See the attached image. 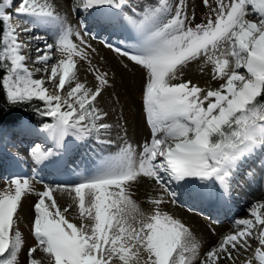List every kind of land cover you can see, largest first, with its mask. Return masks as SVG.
Segmentation results:
<instances>
[{"label": "snow or ice", "instance_id": "6c2138e0", "mask_svg": "<svg viewBox=\"0 0 264 264\" xmlns=\"http://www.w3.org/2000/svg\"><path fill=\"white\" fill-rule=\"evenodd\" d=\"M202 4L209 12L194 23L184 0H156L130 13L128 0H73L72 11L89 18L74 30L53 0H0V94L5 101L0 143L5 122H11L24 136H43L51 144L36 143L27 155L17 152L11 163L30 158L36 166L67 169L74 164L67 158L73 149L68 138L80 142L75 147L83 145L84 156L91 150L89 140L102 151L113 145L107 113L97 107L111 85L108 73L91 62L95 49L89 38L96 37L89 20L95 27L134 34L136 42L129 47L123 46L127 40L102 43L142 71L141 109L150 133L139 151L125 142L102 165L89 168L82 159L75 179L44 183L32 205L33 244L24 253L26 264H237L242 256L241 264H264V203L252 204L249 218L234 219V230L203 253L190 227L162 208L213 196L227 206L230 179L264 152V0ZM53 27L57 35L49 43L38 30ZM33 41L35 71L26 63ZM54 52L61 58L49 68ZM79 61L87 62L94 87L80 82ZM193 62H201V71L210 67L218 87L185 79ZM41 71L45 76L34 78ZM19 108L41 117L40 126L12 120ZM6 183L0 191V264H18L25 249L19 208L33 188L26 177L12 176ZM139 184L162 190L148 197V213L133 199L132 189ZM57 195L67 196L66 206Z\"/></svg>", "mask_w": 264, "mask_h": 264}, {"label": "rangeland", "instance_id": "374dc122", "mask_svg": "<svg viewBox=\"0 0 264 264\" xmlns=\"http://www.w3.org/2000/svg\"><path fill=\"white\" fill-rule=\"evenodd\" d=\"M71 1H72L71 3L73 4V0ZM155 2L156 0H128L129 7H127L125 11L130 13L132 7H136L140 9L146 3H155ZM169 2L171 4H175L177 0H169ZM184 3H185L186 11L189 15V18H191L194 14L195 16L194 23H200L204 21V18H200L196 10L197 4L199 3L201 5L202 0H184ZM210 3L212 4V6H215V0H210ZM12 11L14 12V9ZM207 12H209V9ZM87 16L88 14L83 13V12L79 16H77L76 13L75 14L73 13L74 21L76 22H80V20L82 19H88ZM89 23H90L89 30L92 31L93 35L96 37L95 39L89 38V42L91 43L92 47L95 49V53H98L99 55L98 57L99 59L95 60L90 54V59H91L92 64L95 67H98L101 71L108 70L107 71L108 79H109L110 73L113 74L112 71H113V66H115V64L122 66L126 70L125 76L129 75L128 78L124 77V84L126 86L124 91L127 93L129 98L141 95L142 90L138 89V92H137L135 87L136 86L141 87L143 84L142 71L138 67L132 66V64L124 57H120L118 55H112V56L110 55L111 57H107L106 55L102 53V48L105 47L102 41L106 40L112 44L120 45L122 44L123 41L127 40L128 43L123 46L129 47L136 42L134 34L131 33L130 31H125V30L118 29V28L117 29L111 28V29H107L106 32L102 33L99 37H97L98 30H99L98 27L93 26L91 22ZM67 26H70V25H67ZM70 27H72L75 30L74 25ZM46 33L47 34L45 35L48 36L47 38L50 41L49 43H54V38L57 35V29L54 27L50 29H46ZM21 39L25 40V38H22V37ZM73 41L77 42L75 40V37H73ZM57 54L58 53H55V52L53 53V59L49 62V68L52 63H56L58 61ZM200 63L201 62H193L188 68H186L184 78L191 79L193 83H197L199 86L203 88L218 87V83L213 85L208 80L207 74L211 73L210 67H205L203 71H201ZM35 67H38V66H35ZM77 68H78V76L81 75V77H83L85 81L84 82L79 79L80 82L85 83L88 87H94L95 79H94V76L90 72L87 71V68H88L87 62H83V61L81 63L78 62ZM103 68L104 70H102ZM33 71H35V68ZM40 74L42 78L45 76L44 72L41 71V72L35 73L34 78L39 77ZM131 76L134 77V78L132 77V80L130 78ZM109 83L111 85L110 80H109ZM132 85H134L133 88H132ZM46 86H48L51 90V85L46 84ZM108 94L110 95V97ZM97 107L101 109V111L107 113V116L105 117L104 122L112 125L111 135L108 138L114 142L113 145L102 151L99 148V146L95 143L94 140H89L87 141V144L91 150L87 152V156H84L83 153L85 149L83 145H80L79 147H75V145L80 144V142L75 141L74 138H71V137L68 138L69 141L73 144V150L71 151V153H73L75 150H78V151L76 152L74 157L71 159V161H74V164L69 165V167L64 170L66 172H61L60 170L61 168L55 169V171L60 170V172L58 173V176H56V173L55 174L47 173L49 172L47 170H53L54 168L52 167L44 168L42 165L36 166L31 161L30 158L24 161H18L17 164L11 163V161L16 159L17 152H19L21 155H27V152L29 151L30 147L34 146L36 143H41L43 147H50L51 144L44 143V139L42 136L38 138L30 137L32 141L31 143H27L26 139L23 138V134L21 133V130L19 127H14L11 129L10 132L3 134L4 142L0 143V191L4 190L8 186L6 183V180L10 179L12 176H20V177L29 178L31 182L32 181L37 182L42 186L40 190L34 189L33 192L29 194V195H32L31 197L34 198L32 201V204H33L35 200L37 199V196L35 195V193L43 190L44 183L52 184L53 180H56V182H66V181H69V179H75L76 178L75 173H77V169L75 168V165H80L82 159H86L88 161L89 168L93 167L94 165L95 166L102 165L104 162H106L112 155H114L118 151V146L125 142H127L128 144H131L134 148L137 149V151H139V146L150 135L149 130L146 129V133H145L146 135H143L141 139L137 138V139L131 140L129 138L127 127H126L127 123H126L125 116L121 113V110H119L120 108L118 107L117 91L114 90L112 87L110 89L107 88L103 92L102 96L98 98ZM133 107L136 109L135 106ZM20 122L23 125L32 126V124H28L27 122H25L24 118ZM38 127L39 126H37V128ZM125 133L127 134L125 135ZM121 137L123 139H121ZM262 163H264V152H258L253 157V159L249 160L246 164L241 166L240 170L238 171V174L234 177V180L230 181V197L227 198L228 208L229 207L231 208V204H236L237 206L238 204L237 202L239 199H244L247 202V203L244 202L246 206H243L242 203H240L238 206L240 208H242V206L244 207L243 214L241 216H237L236 211L235 212L233 211L234 212L233 213L232 211L228 210L227 211L228 213L226 212V214L230 216V219L233 218L234 220L236 218H249L248 213L250 210V206L254 203H264L263 198H258V195L264 192V167L261 166ZM34 168L36 169L35 178H33ZM78 171L83 172L84 171L83 167H80ZM39 181H42V182H39ZM145 186H146L145 184H139L132 191L136 195L144 197V198L145 197L148 198L149 196H156L161 193V192L151 193V194L147 193V191L144 190ZM214 197L215 196H213V198ZM24 198H27V194L24 196ZM56 199L62 207L66 206L63 202H61V200L57 196H56ZM210 200H213V199H210ZM142 204L144 208H147V209L150 208L149 210H151V205L147 206L144 202H142ZM222 207L224 208V210H227V207L225 208V206L223 205ZM183 208H185L187 211L191 213L193 212L196 214L194 217L195 219L192 218L195 221V224L198 225L199 223L197 222V220H199L200 222L206 224L207 226L208 225L210 226L211 224H213V227L217 226L215 227V230L217 229L221 231V228L220 229L218 228V225H222L221 223L219 224L220 216L215 217L216 219L214 220L209 215L202 212L205 215L209 216V220H205V217L207 216L200 215L201 213L199 212V209H193L190 207L186 208L184 204H183ZM28 214H29V217H28L27 222L31 221L32 216H33V213L31 212ZM75 222L78 223V221H75ZM18 227H19V224H18ZM198 227H200L201 231L202 230L204 231L202 232L207 237L209 236V233H206V232L210 230H207L208 228L206 226L198 225ZM233 230L234 229H231L230 231H222L223 233L220 232L218 239L223 234H227ZM216 242L208 243V241L204 240L202 241V244L206 249H208L210 246L214 245ZM27 247H29V245H25V249L18 256V264H26V256L24 253L26 252ZM37 258H39V256H37Z\"/></svg>", "mask_w": 264, "mask_h": 264}, {"label": "bare ground", "instance_id": "6f19581e", "mask_svg": "<svg viewBox=\"0 0 264 264\" xmlns=\"http://www.w3.org/2000/svg\"><path fill=\"white\" fill-rule=\"evenodd\" d=\"M53 2L57 6V12L64 19L65 24L66 25H70V26L74 25L75 30H79L80 22L74 21L73 13L75 14V12L72 11V8H73V4L71 3L72 1L71 0H53ZM196 10H197V13H198L199 17L205 19V16L208 13L207 12L208 8H206L202 4L200 5L198 3ZM15 22L16 21L14 20L13 23H15ZM89 27H90V23H89ZM111 28L112 27H110V26H105L103 28L98 27L99 30H98L97 37H99L102 33L106 32L107 29H111ZM38 32L41 35L47 34L46 33V29H40V30H38ZM47 37L48 36H46V38ZM22 38H25V40H27V36L26 35H22ZM47 40H48V42H50L48 38H47ZM40 46H42V43L40 44ZM35 47H36V42L33 41L29 45V48L31 49V51L29 53V59L26 62L27 66H29L30 69H32V70H34V68H35V66L32 64V61L35 59V55H36ZM102 53L104 55H106L107 57H111L112 55H117L116 53L112 52L109 48H106V47L102 48ZM90 54L92 55L93 59H95V60L99 59L98 58L99 55H98V53H95V51L91 52ZM57 58H58V60L61 58L59 53L57 54ZM79 62L81 63L82 61H79ZM36 66H38V65H36ZM102 70H104V68ZM105 71L107 72L108 70H105ZM125 71L126 70L122 66H120L118 64H115V66H113V71H112L113 74L110 73L109 80L111 82V87L114 90H116L117 93H118V107L120 108L119 110H121V113L125 116L126 123H127L126 127H127L129 138L131 140H134V139H137V138L141 139L143 137V135H146L145 133H146V129H147V127L145 126V123H144L142 109H141V95H138V96H135V97H132V98L128 97L127 93L124 91V89L126 87L125 84H124V77L128 78L129 75L125 76ZM113 75H115L116 77L113 76ZM207 75H208V80H209V82L211 84L214 85V84L218 83V82H215V81L211 80V73H208ZM78 77H79L80 80L84 81V79H83V77H81V75H79ZM132 77L133 76L130 77L131 80H132ZM37 78H42L41 74ZM111 87H109V89ZM133 87H134V85H132V88ZM135 89L138 92V89L142 90V86L141 87H137L136 86ZM109 97H110V95H109ZM133 106H135L136 109ZM32 126H35V125H32ZM35 127H37V126H35ZM23 138L26 139L27 143H31V141H32L30 137H27V136L23 135ZM43 139H44V137H43ZM44 143H46V142L44 141ZM46 144H50V143H46ZM77 151L78 150H75L73 153L70 152L67 158L69 160H71L74 157V155L76 154ZM55 169H57V168H54L53 170H47V171H49L47 173H50V174L51 173L52 174L56 173V176H58V173L60 172V170H61V172H66V171H64L65 170L64 168H61L59 171H57V170L55 171ZM237 174H238V172L235 173V175L230 179V181H233L234 177ZM53 182H56V180H53ZM31 183H32L33 190L34 189L40 190L42 188V186L39 183H37V182H33L32 181ZM136 187H137V185H135L133 187V189H135ZM144 188H145L144 190L147 191V193H150V194L162 191V190H159L158 188L153 190V188H150L148 186H145ZM29 194H27V198H24V197L22 198V204H21V206L19 208L20 220H19L18 224H19V229L21 230L22 236L25 239V245L31 246L33 244V240L30 237V223H31V221L27 222V220H28V217H29L28 213H30V212L32 213V205H33L32 201H33L34 198L31 197L32 195H29ZM57 197L61 200V202H63L65 205H67V202H68L67 196L57 195ZM258 198H263L264 199V192L259 194ZM133 199L136 201V203L139 205V207H140V209L142 211H144L145 213H148V212L151 211V210H149L150 208L147 209V208H144L142 206L143 205L142 202H144L147 206L149 205L146 202L148 198H146V197L144 198V197H141V196H138V195L135 194L133 196ZM210 199H213V200H210ZM210 199L208 201H206V202H199V201H193V200H187V199H184V201H183V204H184V206H186V208L190 207V208H193V209H199V212L206 213L207 215H209L214 220L216 219L215 217H219L220 216L219 217L220 218L219 219V224L221 223L222 225H218V228L219 229L221 228V231H219L217 229L215 230V227H217V226L213 227V224H211L210 226L209 225L207 226L206 224H204V223H202V222H200L199 220L196 219L197 222L199 223L198 225L206 226L208 228L207 230H210L208 232L205 231L206 233H209L208 237L203 233L204 232L203 230H202L203 232L201 231L200 227H198V225L195 224V221L192 219V218L195 217V215H196L195 213H193V212L191 213V212L187 211L185 208H183V206L182 207L181 206H175V205H173L171 203H167V204L162 205V208L165 211H167L169 214L173 215L175 218L181 219L188 227H190V229L192 230L194 236L196 237V239L202 245L201 253L204 252L203 250H205V251L207 250L203 246L202 241L206 240V241H208V243H214V242L217 241L220 232H222V231H230L231 229H233L232 225H231V222L233 221V218L230 219V216H228L226 214V212L228 210L232 211V212L236 211L237 216H241L243 214V209H244L243 206H246L245 203H247L246 200L239 199L238 202H237L238 203L237 206H236V204H231L230 203L231 204V208L230 207L228 208V206H225V208L227 207V210H224V208L222 207V204H219L217 202V198L216 197H214V198L211 197ZM240 203L243 204L242 208L238 207ZM69 218L71 219V217H69ZM73 222H75V221H73ZM213 231L215 232V234H213ZM243 259H244L243 256L240 257V260L237 261V264H241V261Z\"/></svg>", "mask_w": 264, "mask_h": 264}, {"label": "trees", "instance_id": "16d2710c", "mask_svg": "<svg viewBox=\"0 0 264 264\" xmlns=\"http://www.w3.org/2000/svg\"><path fill=\"white\" fill-rule=\"evenodd\" d=\"M4 103H5V101H4L3 95L0 94V105H3ZM23 117L26 118V120L32 124H35V125L41 124V120H42L41 117L36 115L31 110L26 111L24 108L17 109L12 116V120L20 121V119ZM11 127H13L11 122H5V124L3 126V130H2L3 134L8 133V131Z\"/></svg>", "mask_w": 264, "mask_h": 264}]
</instances>
